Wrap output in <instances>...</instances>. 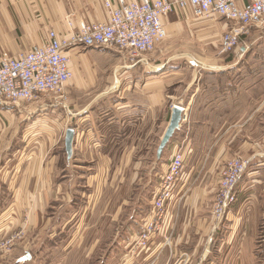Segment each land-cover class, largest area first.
I'll list each match as a JSON object with an SVG mask.
<instances>
[{
	"label": "crops",
	"instance_id": "0c3cea01",
	"mask_svg": "<svg viewBox=\"0 0 264 264\" xmlns=\"http://www.w3.org/2000/svg\"><path fill=\"white\" fill-rule=\"evenodd\" d=\"M109 1L117 5V0ZM130 1L133 0H124ZM107 17L104 0H0V56L5 52L16 55L33 44L43 43L49 29L67 33L70 23L77 27L81 20L103 22ZM163 22L167 35L157 49L132 59L115 48L71 49L72 78L63 90L64 100L43 96L32 102H0L6 105L0 112L7 115L8 124L27 119L31 123L21 126L45 127L54 131L51 142L55 139V146L61 142L60 151L52 155L23 156L21 152L14 157V151L23 150L29 142L36 141V136L26 137L24 128L17 127L19 131L7 137L10 152L5 161H0L5 165V173L16 174L8 165L9 160H17L24 166L21 172L28 176L30 185L27 187L24 182L25 187L15 188L6 184L8 205L0 217V240L11 235H17V239L9 252L0 255V264H34L29 249L37 245L38 234L46 229L52 197L62 185H68L71 176L77 175L82 176L78 185H87L89 190L91 185H104V175H108V182L109 175L116 173L121 185L125 182L133 186L130 197L136 203L129 225L122 222L125 215L121 216L122 225L117 230L119 246L131 247L143 230V224H139L141 216L149 211L143 221L151 218V201L158 191L159 177L172 154L180 149L184 166L174 197L166 207L163 225L166 223L167 227L162 229L166 236H159L160 230L142 258L152 257L156 263L167 253V261H171V255L177 252L189 258L188 264H220L207 257L208 250L201 252L204 243L216 244L215 236L220 231L236 228L235 224L227 226L225 221L220 224L223 219L215 224L210 214L220 167L229 157L239 155L246 167L251 165L248 176L262 174L261 178L245 182L240 177L236 186L238 201L226 213L228 218L235 215L238 206H247L257 198L252 192L256 185H264V134L256 135L253 127L255 119L264 125V111L255 113V101L250 102L254 88L247 87L245 94L250 106H246L245 115L242 109L236 117L224 113L231 108V102L244 94L243 88H230L223 96L222 88L212 80L216 73L205 71L227 66L219 64L224 62V57L218 55L219 42L232 22L215 14L197 18L189 11L170 13ZM250 31L246 39L260 32L253 28ZM243 49L242 46L237 50ZM235 55V51L226 55V61H236ZM198 67L203 73L201 77H197ZM172 105L183 107L184 113L178 129L157 158L156 150ZM69 128L73 129V138L71 152L67 153L65 132ZM240 199H244L241 204ZM124 202L127 205L128 199ZM229 218L234 223L239 220ZM232 239L218 243L230 244ZM132 250L129 248V252ZM121 257L117 264L135 261L128 250ZM234 261L231 258L221 264Z\"/></svg>",
	"mask_w": 264,
	"mask_h": 264
},
{
	"label": "rangeland",
	"instance_id": "374dc122",
	"mask_svg": "<svg viewBox=\"0 0 264 264\" xmlns=\"http://www.w3.org/2000/svg\"><path fill=\"white\" fill-rule=\"evenodd\" d=\"M258 31L260 32H256L248 39H246V37H248L251 31L247 35L241 37L238 46L234 49L235 53L238 54L235 55L236 61H226V55H221L220 57H224V62L219 64L227 66H222V68L205 69V71H213V73H216V75L212 77V80L216 86L221 87L222 91L225 92L223 93L221 91L223 96H227L226 92L229 91L230 88L234 89L236 86L243 88L244 94L237 95L238 100L235 99V101L230 103V109L226 110V105L223 106V110H226L224 113L232 116L235 114V117L238 114V110L241 112V109L243 110L242 113L245 115L246 106H248V108L250 106L245 94L247 87L254 88L253 99H250V102L255 101V113L261 114L264 111V30ZM159 44L153 51L157 49ZM241 45L244 49L243 51L238 52L237 49L240 50V48H242ZM198 68L197 77H201L203 73H201L202 70L200 71L201 67ZM2 108H6V105L0 104V110ZM6 118L7 115L4 116L2 112H0V161H5L6 155L10 152V143L7 141V137L9 138L10 133H17L22 128H24L23 133H26V137L36 136V141L29 142V145L26 146L27 148L25 147L21 151H12L15 155L14 157L20 156L21 152L23 156L29 153V155L40 153L43 154L42 156H46V153L52 155L53 152L57 153L60 151L61 142L56 146L55 139L51 142L55 135V133H53L54 131L52 132L45 127L32 128L27 125H25V127L21 126L23 123H31L27 122V119L23 122L14 121L13 124L12 122L8 124ZM17 127H19V130ZM253 127L255 128L256 135L262 136L264 134V125L258 124L256 119ZM242 128L246 129L247 127L244 126ZM53 143L54 146L52 145ZM40 146H42L41 150L38 149ZM235 156L239 155H234L232 157ZM232 157H229L228 159H231ZM249 166L245 168V171L241 175L240 180L242 182L262 177L261 173H257L254 178L248 176V172L251 170V167ZM10 167L14 169L16 174L5 173V165L0 162V217L1 213H4V210H6L8 205L6 203V184L10 183L9 186L15 188H23L30 185V182L26 180L28 176L21 172L24 166L22 167L19 165L17 160H9L8 168ZM56 174L57 171L54 172L55 176H57ZM107 176L108 175L103 176L104 180L102 181H106L104 185H91L90 190L87 185H78V183H80V178H82L81 175L71 176L68 185H62V189L55 193L51 202L53 204H50L52 206L50 209L48 208L46 213L48 217L46 229L38 234L37 245L32 246L29 249L33 254L31 259L33 263L117 264L120 262L122 254L128 250V254L135 257V261H133L132 264H166V262L168 264H188L189 258L187 259L186 256L183 258L180 256V253L177 252L175 255H171V261H167V253H163L156 263L152 257L144 260L142 254H144V251L148 249L147 246L150 244H147L144 248H138L134 241L131 247H129V245L126 247L123 245L122 247L119 246L117 230L119 229V224L122 225L119 219L121 216L125 215L123 220L126 219L121 221L129 225V219L132 216V209L134 208L136 200H132L130 197V194L133 192L132 185H127L125 182L121 185V183L118 182L119 175L117 173L114 175L110 174L108 182L106 180ZM92 180L91 177L90 181ZM24 182L28 185L23 186ZM263 186L264 185H256L253 188L252 192L256 194L257 198L247 206L242 205L241 203H243L244 199H240L241 205L237 207L235 215L229 216H234V219L238 218L239 220L236 223H234L233 220H229V217L225 218L224 216L220 224H222L223 221L226 222L227 226H234L235 224V231L231 230L232 227H227L220 231L219 234L215 236L216 244L206 246L204 243L201 252H203L204 249H206V251L208 250L207 255H209L207 257L220 262V264L225 261L230 262L231 258L235 261L230 264H264ZM142 192H144V190ZM250 194L251 193H248L247 196L250 197ZM126 198L128 199L127 205H125L124 202V199ZM148 210L149 206L145 212ZM145 214L141 216L142 219L139 223L140 226L141 223L143 224L144 222L143 219L148 216L149 211L147 212V215ZM1 220L2 218H0V221ZM133 226V230H136V225ZM166 227L167 224L164 223L161 228V234L159 235H162V238H164L165 235L162 229L165 230ZM218 230L219 229L216 231ZM55 233L57 234V237H54ZM228 237H233L230 244L223 243L220 245V243H218ZM124 243L125 242L122 244ZM129 248L133 250L129 252Z\"/></svg>",
	"mask_w": 264,
	"mask_h": 264
},
{
	"label": "built area",
	"instance_id": "2783aa9c",
	"mask_svg": "<svg viewBox=\"0 0 264 264\" xmlns=\"http://www.w3.org/2000/svg\"><path fill=\"white\" fill-rule=\"evenodd\" d=\"M106 21H79L67 33L49 29L43 43L33 44L16 55L0 56V102H32L43 96L62 97L72 78L69 51L84 48H115L129 58L153 51L167 35L163 19L170 13L191 12L194 17L218 15L232 22L222 33L219 54L227 55L250 30H264V0H104ZM173 106V105H172ZM65 108V107H64ZM182 114L184 113L183 107ZM184 166V156L175 151L159 177L158 191L151 201V218L143 222L136 246L146 247L163 227L166 207L174 197ZM240 156L224 162L210 207L214 223H219L237 201L236 186L245 171ZM264 191V188H263ZM17 235L0 240V255L12 248Z\"/></svg>",
	"mask_w": 264,
	"mask_h": 264
},
{
	"label": "water",
	"instance_id": "95a60500",
	"mask_svg": "<svg viewBox=\"0 0 264 264\" xmlns=\"http://www.w3.org/2000/svg\"><path fill=\"white\" fill-rule=\"evenodd\" d=\"M182 120V109L179 105H173L171 108L170 119L168 125L160 139L159 145L156 150L157 158L161 157V154L172 137L174 131L178 129ZM73 138V129L69 128L65 132V150L67 153L71 152V144Z\"/></svg>",
	"mask_w": 264,
	"mask_h": 264
}]
</instances>
